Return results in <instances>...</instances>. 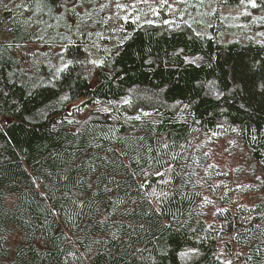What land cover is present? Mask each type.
I'll list each match as a JSON object with an SVG mask.
<instances>
[{
    "label": "trees",
    "instance_id": "obj_1",
    "mask_svg": "<svg viewBox=\"0 0 264 264\" xmlns=\"http://www.w3.org/2000/svg\"><path fill=\"white\" fill-rule=\"evenodd\" d=\"M106 1L0 0V264H264V201L209 152L243 148L264 180V42L223 43L218 14L207 35L129 20L97 66ZM247 2L264 11L219 0Z\"/></svg>",
    "mask_w": 264,
    "mask_h": 264
},
{
    "label": "rangeland",
    "instance_id": "obj_2",
    "mask_svg": "<svg viewBox=\"0 0 264 264\" xmlns=\"http://www.w3.org/2000/svg\"><path fill=\"white\" fill-rule=\"evenodd\" d=\"M18 1L8 0V4L15 5ZM81 2L78 5V14L84 13V5L88 3L86 8L91 16L95 0H81ZM106 2L108 5L105 8L106 17L111 19V35L101 31L97 36L90 34L91 38L86 35L90 41L86 42L85 50L88 57L97 66L104 64L116 43L122 42L129 36L130 31L125 29L129 20L138 25L158 24L161 21L167 23L186 22L198 34L207 35L210 33L211 27L210 16L218 14L222 24L219 38L223 43L239 40L245 43L264 42V11L258 10L256 5L253 6V2L241 3L236 7L221 4L219 0H107ZM2 4L4 7L6 0H2ZM1 20L2 12H0V22ZM6 27L7 24L0 27V42L10 41V36L5 30ZM44 35L46 33L42 34V36ZM86 36H82L81 40L85 41ZM108 39L111 41L110 44H102ZM41 48H43L41 42L33 43L21 48V52L28 57L31 65L36 58L48 55L49 52H43ZM62 50L58 47L50 49L52 53ZM104 108L109 109L108 106ZM213 148L212 146L209 152H213L215 167L224 170L231 176L237 191L242 195L240 201L247 206L264 201L263 177L247 152L241 147H228V143L220 144L216 150ZM210 202L214 203L209 198L205 209L210 221L214 222L215 211L218 210V207H213Z\"/></svg>",
    "mask_w": 264,
    "mask_h": 264
},
{
    "label": "snow or ice",
    "instance_id": "obj_3",
    "mask_svg": "<svg viewBox=\"0 0 264 264\" xmlns=\"http://www.w3.org/2000/svg\"><path fill=\"white\" fill-rule=\"evenodd\" d=\"M253 6H255V4L253 3ZM69 64L71 63V61L68 62ZM65 67H67V64L65 65Z\"/></svg>",
    "mask_w": 264,
    "mask_h": 264
}]
</instances>
